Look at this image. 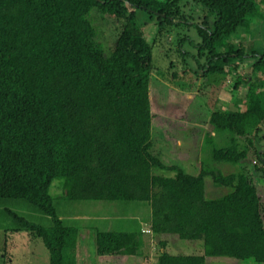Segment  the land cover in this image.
<instances>
[{
    "label": "trees",
    "instance_id": "1",
    "mask_svg": "<svg viewBox=\"0 0 264 264\" xmlns=\"http://www.w3.org/2000/svg\"><path fill=\"white\" fill-rule=\"evenodd\" d=\"M183 1L0 0V200L23 201L51 220L46 227L6 210L14 227L6 230L40 239L49 264H77L81 238V230L58 214L51 195L55 180L62 181L69 201L149 205L145 231H96L98 264H130L140 254L142 235L203 241L201 256L171 255L161 241L154 264H206L224 257L264 263L263 203L243 166L255 160V170L264 173V46L258 51L227 43L224 51L216 49L250 26L259 12L254 0H192L214 16L211 25L205 16L204 28L202 18L197 21L198 56L208 54L209 73L229 75L217 83L233 82L234 109L215 102L211 108L200 104L201 115L194 112L196 102L186 109L185 121L203 137L198 151L202 146L210 155L198 175L167 165L155 153L152 49L170 33L167 25L193 18ZM138 10L159 21L152 45L137 23ZM108 20L117 34L109 52L99 29ZM244 65L250 71L241 77ZM220 165L238 170L225 175ZM207 178L231 192L207 199Z\"/></svg>",
    "mask_w": 264,
    "mask_h": 264
},
{
    "label": "rangeland",
    "instance_id": "2",
    "mask_svg": "<svg viewBox=\"0 0 264 264\" xmlns=\"http://www.w3.org/2000/svg\"><path fill=\"white\" fill-rule=\"evenodd\" d=\"M254 1L258 5V15L252 19L250 26L240 29L231 38L224 40L222 44H218L216 46L218 52L224 51V45L227 43L234 44L236 47L242 43L245 48H253L258 51L263 49L264 5L261 0ZM181 5L183 11L190 16L192 15L193 18L188 16V22L181 21L178 23L175 21L172 25H167L170 26V29L172 28L170 33L163 34L156 44H153V41L158 36L160 27L158 19L154 16L153 20L148 13L138 10L137 23L142 27L148 42L153 44L154 70L151 76L150 102L153 114L152 140L155 143V153L167 165H176L188 174L198 175L202 160L209 161L210 155L209 151L202 149V146L198 151L197 148H199L203 137H198L195 124L185 121L186 109L195 102L196 111L194 110V112L198 113L197 115L203 114L200 104L208 105L211 108L215 102V105L220 109H234L230 100L233 82L228 80L226 87H222L223 78L228 79L229 75L209 73L208 68L212 63H207L208 54L203 56L201 60L198 56V44L201 43V38L197 30V21L202 18L198 22H201L199 26L204 28L207 26V24L203 25L205 16H208L209 25L214 21V16L207 14L205 12L207 10L203 6L195 5L192 0H184ZM96 13V10L92 11L91 20ZM96 21L99 26L103 24L97 16ZM107 22L99 29L103 32L101 39L103 47L109 52L111 48L107 47L110 46L111 42L116 41L117 34L115 25L109 20ZM186 53L189 54L186 56ZM215 64L228 68L225 65L226 62L217 61ZM244 66L241 77L249 75L248 65ZM217 80H220L222 84L217 83ZM245 92L246 86L242 88L240 96H243ZM217 96L219 101H215ZM193 116L196 118L195 115ZM261 149H263L262 145ZM243 166L246 168V172L251 174L258 188L263 203L264 217V173L255 170V166H259L255 160L247 161ZM217 168L225 175L238 170L237 167L231 165H220ZM165 175L171 176L172 173L166 172ZM230 192L231 190L228 188L214 187L211 178L206 179L207 199H218ZM51 195L61 218L68 225L78 227L81 230L80 236L82 238L80 240H83L85 246L84 254H81L80 259L77 256V264L80 260V264H98L94 239L96 231L141 232V226L149 228L147 218L151 214V209L147 203L69 201L63 196L61 180L53 182ZM7 209L15 211L34 223L46 227L51 225L49 218L36 213L30 205L23 201L0 200V260H4V262L0 261V264H49V252L40 239H34V242L25 232L6 230L14 228L12 221L6 216ZM158 240L165 241L167 243L166 251L174 256H201L204 253L203 241H185L174 235H159L154 238L149 235H142L143 246L140 254L130 264H151L152 260H156L159 253L163 251ZM148 254L150 259L145 261ZM206 264L264 263L224 257L208 258Z\"/></svg>",
    "mask_w": 264,
    "mask_h": 264
},
{
    "label": "crops",
    "instance_id": "3",
    "mask_svg": "<svg viewBox=\"0 0 264 264\" xmlns=\"http://www.w3.org/2000/svg\"><path fill=\"white\" fill-rule=\"evenodd\" d=\"M147 226V225H146ZM141 228V231H145L146 229H149V228H144L143 226H141L140 227ZM152 238H154V236L152 235L151 236ZM81 238H82V236H81ZM80 238V239H81ZM32 241H34L35 242V240H32ZM158 241H160L161 242V240H158ZM6 242V241H5ZM84 246H85V243L83 242V240H80L79 241V243H78V246H77V250H76V253H77V256L79 257V259H80V257H81V254H84ZM83 248V250L81 251V249ZM6 256V255H5ZM1 262H4V260H0ZM80 262H81V260L79 261V264H80ZM154 262H156V260H152V263L151 264H154Z\"/></svg>",
    "mask_w": 264,
    "mask_h": 264
}]
</instances>
